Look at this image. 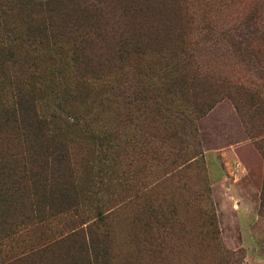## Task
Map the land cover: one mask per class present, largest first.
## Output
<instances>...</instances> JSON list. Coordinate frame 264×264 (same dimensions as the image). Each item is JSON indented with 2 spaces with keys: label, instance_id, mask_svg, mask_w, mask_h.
<instances>
[{
  "label": "rangeland",
  "instance_id": "374dc122",
  "mask_svg": "<svg viewBox=\"0 0 264 264\" xmlns=\"http://www.w3.org/2000/svg\"><path fill=\"white\" fill-rule=\"evenodd\" d=\"M51 4L34 47L0 0V93L41 90L52 131L0 119V264H264V0Z\"/></svg>",
  "mask_w": 264,
  "mask_h": 264
},
{
  "label": "trees",
  "instance_id": "16d2710c",
  "mask_svg": "<svg viewBox=\"0 0 264 264\" xmlns=\"http://www.w3.org/2000/svg\"><path fill=\"white\" fill-rule=\"evenodd\" d=\"M52 0H46V1H38V0H18V5L20 8L23 10L28 9L27 11L29 12V16L27 18L32 21V33L34 35V38H36L35 41V46H41V47H48L50 43L53 45L51 42L53 39V30L50 29L51 22L50 18H42L41 20H37L35 17V10H40L44 11L45 14L51 12L52 10L50 9V6ZM34 9V10H33ZM38 13V12H36ZM33 16V17H32ZM184 71V68L182 69ZM166 81V80H164ZM187 78L184 72H179L176 75H173L169 82L171 84L163 82L162 87L164 85H169L171 87L164 89L166 94H176L181 91L182 88L180 86H183L184 83H186ZM173 88V92H172ZM168 89H171L170 91ZM88 88L85 86H78L74 90H68L66 92V97L64 98L65 100H71L72 104H75L77 108L74 109L75 113L78 114V107H79V112L80 108L83 107V103L85 102L84 96L86 95ZM90 90V89H89ZM41 90L34 89V91H30L29 93H23L21 91H18L13 93L15 95V98H11L10 96V102L8 99H3V93H0V119L6 118L8 116H13V115H25L28 120L30 121L29 129L33 131L36 130L37 132H48V127L49 123L47 118L40 112L39 108L36 106V100L38 99V93H40ZM145 93L146 95H149L152 93L151 90L146 89V87L143 85L141 87V90H139L137 93L141 95V93ZM5 94V93H4ZM136 95V94H135ZM134 95V96H135ZM136 97V96H135ZM102 97H100L101 99ZM99 99V100H100ZM3 100V101H2ZM98 100V101H99ZM135 101H137L135 99ZM95 102V101H94ZM75 119V118H74ZM60 123L62 124L63 127H59L56 129L57 133H55V136H58V132L61 131H77L80 129V126L78 122L70 123L68 121H64L62 123V120L60 121H54V124ZM90 126L88 124H84L83 127V137H86L88 135L92 134H99L98 130L93 131L92 129L90 130ZM52 131H49L51 133ZM101 138L103 139L104 137H96V140L94 143H97L99 147H102L103 141H101ZM95 138H92L94 140ZM105 139V138H104ZM25 143V141L23 140ZM106 146V145H105ZM76 198V195H75Z\"/></svg>",
  "mask_w": 264,
  "mask_h": 264
}]
</instances>
